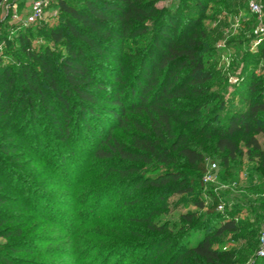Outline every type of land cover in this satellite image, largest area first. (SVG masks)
Here are the masks:
<instances>
[{"label":"trees","instance_id":"1","mask_svg":"<svg viewBox=\"0 0 264 264\" xmlns=\"http://www.w3.org/2000/svg\"><path fill=\"white\" fill-rule=\"evenodd\" d=\"M50 5L58 10L48 28L49 39L63 48L58 61L49 48L31 47V30L39 23L17 29L11 38L0 20V237L6 239L0 243V264H58L28 256L37 254L34 243L44 237L34 233V224L26 227V217L11 205L19 203L22 191L24 204L31 198L37 204L51 200L23 156L34 149L42 156L39 142L52 129L60 162L69 164L79 152L77 164L63 174L75 178L72 206H63L71 213L48 206L47 215L68 221L58 225L66 231L75 264H234L244 258L222 249L221 237L241 229L257 232L261 223L217 210V197L202 189L203 152L216 151L226 167L241 153V143L264 166L255 137L264 136L262 77L244 75L242 108H224L219 92L211 91L216 72L209 66L213 49L207 35L198 25L181 29L180 11H163L155 0H50ZM247 20L252 27L250 13ZM250 39L249 31L244 55L264 61V39L249 50ZM14 51L35 65L1 62ZM27 126L31 131H24ZM127 131L125 143L118 134ZM30 138L36 141L32 148ZM172 194H189L196 209L204 208L207 194L211 202L205 215L185 211L161 220ZM257 243L256 235L247 245L250 253ZM251 264H264V256Z\"/></svg>","mask_w":264,"mask_h":264},{"label":"rangeland","instance_id":"2","mask_svg":"<svg viewBox=\"0 0 264 264\" xmlns=\"http://www.w3.org/2000/svg\"><path fill=\"white\" fill-rule=\"evenodd\" d=\"M30 2L31 0H24V6L20 3L17 6L16 11L20 17L19 21L4 18L3 27L5 28L2 31L5 34L9 33L11 38L15 37L17 29L24 27L20 23ZM196 3H199L201 7L197 8ZM244 4L245 0H155V5L163 11L178 10L182 13L181 29L188 31L198 25L207 35L206 39L209 40L208 42L213 49V58L209 66L216 72L213 78L216 86H212L211 91L219 92L224 102V108H242L243 104L240 103L239 94L244 75L251 73L260 75L263 84L262 92L264 93V61H261L257 54L244 55L246 46L243 40L251 29V26L247 25L249 13L245 9ZM57 15L56 5H49L45 19L37 25V29L31 30L29 37L30 45L33 49L40 47L49 48L57 59L56 61L63 55V48L49 39L48 28L56 23ZM1 29L3 28H0V32ZM1 59L2 63H13L14 59H21L24 62L35 65V63L26 60L21 52L17 51H14L11 55L4 54ZM14 66H16L15 63ZM105 77L106 81H109L108 74ZM44 123L47 124L45 120ZM46 129L45 127V132ZM40 130L41 128L39 132ZM24 131L29 132L31 128L27 126ZM51 133L52 135L48 137L43 136L39 142L40 147L44 149L42 156L38 154L37 149L29 151L23 156V158L29 159L30 169L37 173L36 181H41L42 179L43 185H41V188L45 193L51 195V200L41 199L37 204L31 198L28 200L29 204H24L25 200L22 198L24 192L22 191L19 203L11 204L12 202H10V204L14 206L15 211L22 213L21 216L26 217V227L34 224V233H37L40 236L39 238H41V235L44 237L42 238L43 242L40 244L34 243V249H37V254H30L28 255L29 257L56 261L58 264H72V262L75 264L78 259L70 254L72 246L68 242L66 231L63 230L62 226L58 225L64 226L67 220L60 218L56 222L57 220H51L47 215L53 209L66 216L71 213L70 209L63 208V206L65 204L72 206L69 198L73 192L71 186H73L75 178L69 172L67 173L68 176L70 175L69 177H65L63 174L67 170L71 172L69 170L70 166L68 168L70 163L77 164L73 160L75 157L78 158L76 154L78 155L79 152L75 150V156L68 160L70 161L69 164L64 161L60 162L56 157L58 151L55 150V144H57L56 138H54L55 130L52 129ZM118 135L123 142L128 143V131ZM255 137L264 151V136L257 134ZM81 139L82 137L78 138V141H76L77 145L82 141ZM35 142V138H30L29 146L32 148ZM210 144L211 141L207 140V145ZM239 146L241 147V153L231 160L226 167L221 166L218 159L219 155L216 151L212 153L203 152L206 168L210 163H215L216 167L212 174L216 175L217 179L214 182L206 183L202 189L204 192L212 191L217 197L219 204L222 206V209H217L218 211H232L239 221H245V223H261L257 232L255 230L249 232L241 229L233 234L227 233L221 237L222 249H231L244 254V258L237 259L234 264H251L253 258L258 256L256 254L258 243L257 248L252 253L249 252L247 245L249 242H256V235L258 236L263 224L261 218L264 216V208L260 193L264 189V166L260 159L246 154L241 143H239ZM196 148L198 147L196 146ZM46 149L47 153L45 152ZM84 158L85 153L82 159ZM175 160L189 173L188 166L181 159L176 157ZM196 185L197 188L201 187L200 184ZM4 190L11 193V195H16V192L10 187L4 186ZM203 200L204 208L196 209L190 202L189 194H172L166 200L167 212L159 217L161 220H172L179 213L194 210L198 214L205 215L204 209L211 200L208 194L203 197ZM48 206H50L51 210ZM37 210H40L42 214ZM4 241L6 239L0 237V243ZM45 249L50 251L49 255L42 254ZM108 264H112V261L108 262Z\"/></svg>","mask_w":264,"mask_h":264},{"label":"built area","instance_id":"3","mask_svg":"<svg viewBox=\"0 0 264 264\" xmlns=\"http://www.w3.org/2000/svg\"><path fill=\"white\" fill-rule=\"evenodd\" d=\"M19 3L24 6V0H1L0 1V20L8 18L11 20H18L20 17L17 14L16 8ZM50 5V0H31L27 5V10L22 17L21 26H29L32 24H38L45 19L46 12ZM246 7L248 12L253 16L254 23L251 27V39L249 41V50H254L256 45L264 39V3L259 0H247ZM2 41L0 42V49L2 47ZM215 163H210L206 168V171L201 177L202 182L210 183L214 182L217 177L212 172L215 169ZM260 197L264 202V190L260 193ZM217 209H222L220 204L217 205ZM264 213V211H263ZM258 239V248L256 254L258 256H264V222L260 228Z\"/></svg>","mask_w":264,"mask_h":264}]
</instances>
